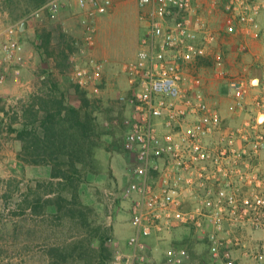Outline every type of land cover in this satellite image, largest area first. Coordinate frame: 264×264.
<instances>
[{
	"label": "built area",
	"instance_id": "built-area-1",
	"mask_svg": "<svg viewBox=\"0 0 264 264\" xmlns=\"http://www.w3.org/2000/svg\"><path fill=\"white\" fill-rule=\"evenodd\" d=\"M220 3L226 13L222 32L227 35H251L264 19V0H212L210 5L216 9ZM77 4L87 12L82 43L75 45L88 59L72 65V79L88 91L104 68L91 53L97 37L94 19L107 13L112 1L77 0ZM203 4L202 0H138L145 32L135 60L124 66L130 95L119 98L132 110L124 121L132 181L121 197L132 201L136 232L127 242L128 252L115 246L111 264H191L192 255L184 247H170L161 261L147 249V237L168 233L175 225L193 228L216 248L240 245L221 236L226 223L264 230V174L252 167L264 150V118L256 115L244 126L228 127L208 103L202 91L204 77L192 67L210 56L218 40ZM61 8L62 0H51L29 21L55 15ZM0 13L9 18L7 12ZM21 25L0 21V89L10 78L19 79L26 65ZM212 59L214 74L227 79L238 112H248L251 106L264 110V96L249 107L246 81L229 76L220 55ZM213 182L221 183L218 190ZM223 259L221 264H234L229 252Z\"/></svg>",
	"mask_w": 264,
	"mask_h": 264
},
{
	"label": "rangeland",
	"instance_id": "rangeland-1",
	"mask_svg": "<svg viewBox=\"0 0 264 264\" xmlns=\"http://www.w3.org/2000/svg\"><path fill=\"white\" fill-rule=\"evenodd\" d=\"M111 1L110 10L94 19L97 37L91 53L92 57L104 63V68L88 91L82 89L88 92L97 107V121L104 134L101 149L98 150L99 170L91 174L87 184L81 188V198L95 209V226L102 223L113 228V239L108 244L111 249L114 251L117 246L128 252L127 242L136 229L131 222L132 201L122 199L121 193L132 181V158L123 146L128 130L124 121L130 117L132 110L129 105L121 104L119 98L130 95L124 66L135 60L145 24L141 20L142 10L138 0ZM204 8L209 10L207 3L203 4ZM3 11L9 14V18L0 13V21L24 22H13L4 0H0V12ZM86 12L79 8L77 0H62V8L57 14L46 15L42 20H28L27 30L21 35L26 65L19 79L10 78L0 89V264H51L49 253L52 247L77 242L82 236L79 230L67 223L64 226L59 224L53 208L40 215L27 208L26 199L30 200L35 193L53 196L45 194L50 192L51 168L29 165L21 160L22 141L17 138L14 129L22 127L21 119H18L21 116L18 115L23 113L34 95L44 93L53 85L59 87L69 102L78 103V84L72 79V65L84 64L88 59V56L79 53L75 45L76 42L82 43L85 34L82 19ZM219 13L217 29L222 33L225 23H222V11ZM67 16L72 18L71 25L66 21ZM41 33H49L53 40L48 51L40 48ZM226 42L215 43L219 45L215 52L223 58L224 69L236 67L223 50ZM61 46L69 51V60L64 67L59 66L60 59L51 54ZM245 47L244 51L248 52V47ZM250 65L244 64L246 67ZM225 71L229 76L235 74L245 80L242 75L233 74L228 69ZM245 81L250 94L251 81ZM235 228L237 226L229 232L224 231L221 236L232 243L240 241L238 246L227 244L216 248L203 234L189 226L179 225L163 235L147 237L145 242L149 253L157 261L164 258L170 247H184L191 253L192 259L193 256L197 259L203 257L209 264H221L227 252L234 264H264V230L247 226Z\"/></svg>",
	"mask_w": 264,
	"mask_h": 264
},
{
	"label": "trees",
	"instance_id": "trees-1",
	"mask_svg": "<svg viewBox=\"0 0 264 264\" xmlns=\"http://www.w3.org/2000/svg\"><path fill=\"white\" fill-rule=\"evenodd\" d=\"M49 1L4 0V4L13 22H23ZM40 40V48L48 51L49 33H41ZM64 59L60 57L59 66H64ZM76 89V104L69 102L59 87L53 85L44 93L34 95L23 113L17 114L21 116L17 117L22 127L14 132L22 141L21 160L29 165L50 167L52 179L50 192L45 193L52 197L35 193L25 203L37 215L53 208L59 224L67 223L82 234L77 242L52 247L51 264H83L82 261L110 264L113 250L108 244L113 239V228L102 223L95 226V209L81 198V188L87 184L89 176L99 170L98 150L104 131L88 92L79 85Z\"/></svg>",
	"mask_w": 264,
	"mask_h": 264
},
{
	"label": "crops",
	"instance_id": "crops-1",
	"mask_svg": "<svg viewBox=\"0 0 264 264\" xmlns=\"http://www.w3.org/2000/svg\"><path fill=\"white\" fill-rule=\"evenodd\" d=\"M212 1V0H211ZM204 3H207V7L209 8V17L211 26L214 27V31L218 33V41L217 42H224L227 41L223 45V50L227 54L228 57L231 58L232 61H234V66L236 67H225V69L230 70L233 74L236 73L237 75H242L245 80L251 81V92L248 95L247 99L249 101V107L253 105V100L257 97L262 98L264 96V19H260L256 31H254L253 34L243 36V35H227L224 32H219L217 29L219 26V11H222V23H225V17L226 13L223 9V5L220 3L219 5L221 7H218L216 9H213V6L210 5V0H203ZM211 6V8H210ZM207 11L206 8H204V12ZM66 21L71 25L72 18L69 16L66 17ZM224 27V26H223ZM27 28L25 29V31ZM24 31V32H25ZM22 32V34H24ZM21 34V35H22ZM259 37V38H255ZM227 39V40H226ZM51 41H53L51 39ZM51 41L49 43V46L51 45ZM242 45H246L248 47V52L241 51L239 47ZM219 47L218 43L214 44L212 49H210V56L206 58L198 59L192 67H196L201 75L204 77V86L202 88V91L208 101V103L219 111L223 118V123L225 126L238 128L241 126H244L248 120L252 116H262L264 118V110L257 109L255 106H251L248 109V112H238L234 105H235V98L232 93V91L229 88V84L227 79H221L218 78L214 74V68H213V55H217L215 52L217 48ZM71 48V46H70ZM215 48V50H214ZM221 49V47H220ZM42 50H46L44 47H42ZM47 51V50H46ZM55 58L64 57V65L69 60V51L64 48L61 49H55L51 53ZM224 54V53H223ZM229 58V59H230ZM60 61V60H59ZM231 61V62H232ZM245 65H250V67H246ZM252 66V67H251ZM64 67V66H63ZM235 75V74H234ZM256 77H259V83L255 84L254 79ZM264 130V126L261 128ZM252 167L255 168L260 173L264 174V150L260 153V155L255 158L252 161ZM219 182H213V186L216 190L220 187ZM190 198V197H189ZM190 206V202L186 205ZM207 230L211 231L212 227L208 224L206 225ZM235 229H241V227L235 228ZM234 230V227L229 226V224L226 223L225 225V231H231ZM223 233H221L222 235ZM226 234V233H224ZM191 264H209V261L206 258H199L193 256V259L191 261Z\"/></svg>",
	"mask_w": 264,
	"mask_h": 264
},
{
	"label": "water",
	"instance_id": "water-1",
	"mask_svg": "<svg viewBox=\"0 0 264 264\" xmlns=\"http://www.w3.org/2000/svg\"><path fill=\"white\" fill-rule=\"evenodd\" d=\"M28 26V22L27 21H24L21 25V32H24L25 29L27 28ZM255 83L258 84L259 83V78L255 79Z\"/></svg>",
	"mask_w": 264,
	"mask_h": 264
}]
</instances>
